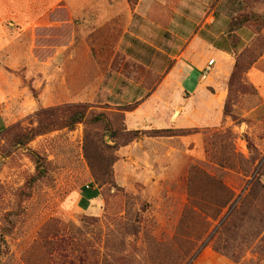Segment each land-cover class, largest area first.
Masks as SVG:
<instances>
[{
	"label": "rangeland",
	"instance_id": "rangeland-1",
	"mask_svg": "<svg viewBox=\"0 0 264 264\" xmlns=\"http://www.w3.org/2000/svg\"><path fill=\"white\" fill-rule=\"evenodd\" d=\"M207 3L229 19L250 16L249 26L260 31L235 50V62L246 69L264 56V0ZM178 9L180 15L187 14L185 4ZM182 20L177 17L180 30ZM126 23L123 16L111 22L106 54L101 31L87 38L99 67L89 66L88 50L80 48L81 67L60 70V79L54 77L55 66L4 70L9 79L7 127L0 132V264H264V193L254 189L256 181L264 186V112L251 111L259 100L246 70L234 82L233 69L220 79L228 91L227 110L239 128L210 130L207 160L180 146L172 157H153V165L144 164L138 171L131 166L132 175L117 177L119 160L126 156L123 147L150 137L158 140L149 143L152 151L163 154L161 137H168L139 130L133 139L123 119L125 106L113 108L104 102V67L110 59L115 68L144 76L117 53ZM70 32L62 38L65 43L72 40ZM51 38L52 44L57 42ZM77 106L83 108L85 120L71 130L65 122L72 123ZM97 114L108 116L111 126L89 121ZM39 126L47 133L26 142ZM170 134L181 132L161 133ZM30 150L46 159L47 168L31 187L37 164ZM191 165L202 172L189 184ZM92 185L101 187V196L85 211L79 199ZM23 192L30 197L23 199ZM231 212L233 223L220 229Z\"/></svg>",
	"mask_w": 264,
	"mask_h": 264
},
{
	"label": "crops",
	"instance_id": "crops-1",
	"mask_svg": "<svg viewBox=\"0 0 264 264\" xmlns=\"http://www.w3.org/2000/svg\"><path fill=\"white\" fill-rule=\"evenodd\" d=\"M182 4L188 8L185 15L179 13ZM207 4V0H137L133 4L128 0H0V132L7 127L4 102L9 75L4 70L55 66L54 77L60 79V70L81 67L80 48H87L89 66L99 67L87 38L101 31L106 54L111 22L123 16L127 25L117 53L142 69L144 76L115 68L110 59L104 67V102L113 108L132 106L123 111L128 130L191 133L161 137L166 145L163 154L152 151L149 143L158 140L150 137L123 147L126 156L119 160L117 177L132 175L131 166L138 171L144 164L153 165V157L155 161L172 157L180 146L207 160L210 130L239 128L225 114L228 91L220 79L233 69L235 50L254 38L245 27L231 31L230 19ZM178 16L183 19L181 30ZM69 31L72 40L65 43L62 38ZM51 37L57 42L52 44ZM49 51L51 56L45 59L43 54ZM210 58L216 60L215 72L202 81L201 70ZM246 76L259 100L251 111L264 112V56L251 65ZM100 191L98 185L86 186L79 199L81 209H93Z\"/></svg>",
	"mask_w": 264,
	"mask_h": 264
},
{
	"label": "trees",
	"instance_id": "trees-1",
	"mask_svg": "<svg viewBox=\"0 0 264 264\" xmlns=\"http://www.w3.org/2000/svg\"><path fill=\"white\" fill-rule=\"evenodd\" d=\"M136 2H137V0H135L134 3H136ZM255 17H258V16L256 15ZM250 24H252V20L250 19V16H248V15H244L242 17H232L230 19L229 29L232 31V30H236L237 28L245 27V28L251 29L253 33L260 35V31H258V29L254 28L253 26H252V28H253L252 29L249 26ZM261 25L264 26V18L262 19V24ZM260 55H262V54H260ZM257 60L252 61V63L249 65V67H246V69H245V66L241 62L236 61L234 66H233L232 75H231V81L234 82V80L240 78V75L244 72V70L248 71V69L251 67V65H253V63L255 61H257ZM227 100H228V97H227ZM227 100H226V104H225V114L231 115L228 112V110H227ZM77 108H78V110L74 111L70 115V119L73 120L72 123L70 122V120H67L65 122V127L69 128L71 130L74 129L76 124L81 123V122H83L85 120V112L83 111V108L80 107V106H77ZM130 109H132V106H125L124 109H122V112L124 110H130ZM49 110H51V109H49ZM42 111H47V110H43L42 109ZM232 118H233V120L235 122L237 121L234 117H232ZM123 119H124V123H125V114H124V112H123ZM89 121H91L92 123H103V122H106V123H108L111 126L110 118L108 116H105L104 114L93 115V116H91ZM125 127H126V125H125ZM126 129H127V127H126ZM127 131H128L129 134L134 136L133 139L136 138V134H137V132H139V131L128 130V129H127ZM153 131L155 133H157V136H174V135H178V134L161 135V133H166V132H173V133L181 132V134H179V135H186L188 133H191V131H189V130L160 129V130H153ZM46 133H47V131L44 128H42L41 126H39V128L33 129V130L30 131L26 142H29V141L33 140L38 135H42V134H46ZM20 136H22V135H17L16 138H18ZM30 155L36 161L37 173L30 179L29 187H31L35 182L39 181V179L42 178L45 175V173H47V168L45 166L46 159H44L38 152L33 151V150H30ZM41 167H44V169L42 170ZM197 171H200V173L202 172V170H200V168L197 165H191L190 166L189 172H188V177H189L188 178V182H189V184L191 183L193 175L195 173H197ZM220 183H221L222 188L224 190H227L226 186L222 182H220ZM254 186H255L254 189L259 188L261 190V192L264 193V186L261 184V182L256 181L254 183ZM28 197H30V193L29 192H23V199H27ZM226 205H227V201H225L223 203L222 207H224ZM237 212L238 211H236L235 214ZM235 214H234V212H231V214H229V216L226 217L222 221L220 229L223 230L224 228H226L229 225H231L233 223L232 220H233ZM8 219H9V221H12V220H10V218H8ZM238 227H239L238 225H233L234 229H237ZM216 249L220 250L218 247ZM187 264H189V262H187Z\"/></svg>",
	"mask_w": 264,
	"mask_h": 264
},
{
	"label": "built area",
	"instance_id": "built-area-1",
	"mask_svg": "<svg viewBox=\"0 0 264 264\" xmlns=\"http://www.w3.org/2000/svg\"><path fill=\"white\" fill-rule=\"evenodd\" d=\"M215 66H216L215 58H210L209 60H207L200 74V78L202 81L208 80L214 74Z\"/></svg>",
	"mask_w": 264,
	"mask_h": 264
}]
</instances>
